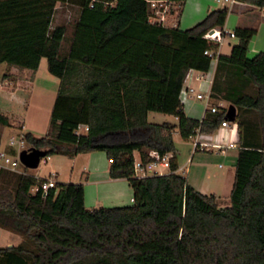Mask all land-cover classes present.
<instances>
[{
  "label": "trees",
  "instance_id": "16d2710c",
  "mask_svg": "<svg viewBox=\"0 0 264 264\" xmlns=\"http://www.w3.org/2000/svg\"><path fill=\"white\" fill-rule=\"evenodd\" d=\"M174 1L181 12L186 0ZM239 1L264 8V0ZM57 4L78 10L66 51L67 27L53 25ZM227 16L213 9L181 30L149 23L145 0L107 9L89 0H0V65L36 71L45 59L61 80L46 135H22L28 148L46 157L104 152L109 177L127 179L133 191L128 206L87 209L82 184L33 194L43 179L25 167L1 171L0 228L20 242L0 247V264H264V51L247 57L256 27L233 29L237 43L218 56L210 86L212 104L236 110L229 205L219 207L215 194L177 173L173 135H212L226 120L224 106L205 109L201 119L186 116L180 92L191 71L213 66L204 52L218 46L204 35L223 29ZM150 112L176 123H149ZM81 127L87 131L77 133ZM135 152L144 164L151 152L169 154L171 173L134 178Z\"/></svg>",
  "mask_w": 264,
  "mask_h": 264
},
{
  "label": "rangeland",
  "instance_id": "374dc122",
  "mask_svg": "<svg viewBox=\"0 0 264 264\" xmlns=\"http://www.w3.org/2000/svg\"><path fill=\"white\" fill-rule=\"evenodd\" d=\"M217 8L221 7L215 3V0H190L187 5L184 4L181 11L178 20L179 29L186 30L193 27L204 18L208 10L211 11ZM77 15L78 10L70 5L57 4L55 8L53 25H64L67 27L66 40L62 43V50L64 51L68 49V38L71 35L72 23ZM255 15L252 19L255 23L254 27L258 29V36L253 39L250 47H248V58H252L264 51V12L258 11ZM237 20L240 21L239 26H243L245 25L243 22L248 21V17H239L234 12L229 13L226 19L225 31L232 32L237 25ZM236 43L237 40L235 38L226 36L220 50L221 55H229L231 48ZM251 46H253V50L256 49V52H253ZM6 68V64L0 65V90H2L0 94L5 99L3 103H0L5 109L14 114L13 118L16 121L25 123L26 130L24 132H31L38 137L45 136L49 129L52 107L61 88V80L48 73L46 60L41 59L35 71L33 82L24 83L22 88L14 91L12 96H8L12 87H5L2 82ZM198 103L202 104L203 108L204 102ZM213 105H216L215 102H213ZM223 106L228 107V104L225 103ZM147 121L156 124L164 122L176 123L173 116L154 112L148 113ZM2 130L1 149H6L10 138H14L15 140L21 138L19 130H11L6 127H2ZM173 142L178 153V169H184L178 170L177 173L185 178L196 191L206 195L215 193L218 196L217 203L219 207L228 206L229 192L233 181V167L236 161L234 157H236L237 149L228 148L224 154L217 152L215 149L195 151L194 139L183 140L177 133L173 135ZM11 153L14 156L18 154L16 146L13 148V151L11 150ZM86 157L87 155L85 154L78 155L76 166L82 164ZM57 158L60 157L58 155L49 156L46 159V163L40 161L36 169L29 170L33 174H38L39 171H42L43 175H47L50 170L55 169L56 162L60 160ZM183 171L184 175L182 174ZM77 176L81 177L82 181L85 180L84 174L78 173ZM78 179L75 177L72 181H78ZM0 187L2 186L0 185ZM10 236L17 237L0 228V246H5L8 242H12V237Z\"/></svg>",
  "mask_w": 264,
  "mask_h": 264
},
{
  "label": "crops",
  "instance_id": "0c3cea01",
  "mask_svg": "<svg viewBox=\"0 0 264 264\" xmlns=\"http://www.w3.org/2000/svg\"><path fill=\"white\" fill-rule=\"evenodd\" d=\"M189 1L190 0H186L185 4L187 5ZM258 11L264 12V8L262 9L252 8L248 13L237 15L239 17H248V21L243 22V24H245L243 25V27H250V28L254 27L255 23L253 22L252 18L256 16L255 14ZM238 20H237L236 27L239 26V23H240V21ZM225 25H224V28H225ZM257 36H258V29H257V34L251 39L248 47H250L253 39H255ZM221 47H222V44L218 48L219 55H221L220 53ZM251 47L253 50L254 49L253 46ZM253 52H256V49L253 50ZM214 65L215 63H213V66L207 73L191 71L185 80L184 87L192 86L198 92H203V93L210 91L211 81H212L213 73H214ZM34 76H35V71L20 70L13 66L7 65L6 73L3 75L2 82L5 85V87H12L10 89L11 90L10 95L8 96H12L14 94V91H17L20 88H22L24 83L33 82ZM4 100L5 99L3 98L2 94H0V102L3 103ZM198 102H201V101H197L195 99H189L186 103L183 104V110L186 116L195 118V119H201L203 117L205 109H204V106L202 108V104ZM1 103H0V116L5 117L7 119L8 125L0 124V144H1V135L3 132L2 127L4 128L6 127L11 130H15V129L19 130L21 136L26 133H30L34 137L40 138L31 132H28V131L24 132V130H26L25 123L16 121V119L13 118L14 114L11 111L5 109ZM223 103L225 104V102H221L220 104L223 106L224 105ZM232 141L234 143L236 142V134L233 135ZM8 148L9 147L7 145L6 149H3V150H5L8 153H10L11 150L13 151V149L11 148L8 149ZM232 148L237 149L236 144H234V147ZM85 155H87L86 159L83 160L82 164L78 166H76L78 155L71 157V158L67 156L58 155V157L60 158H57V159H60V160L56 162L57 165H55V169L50 170L47 173V175H43L42 171H39L38 174H34V175L38 178L46 179L51 174H54V177L57 183L67 184V183L73 182L74 184H78V183L82 184L83 189H84V204L87 209L100 207V206L120 207V206L130 205L132 202L133 191L129 186L128 180L125 178L112 179L109 177L108 170H109L110 165H109V161L105 153L104 152H91V153H85ZM236 158H237V154H236V157H234V159L236 160ZM46 159L44 163H46ZM181 169L182 168L178 170L181 171ZM233 171H234V167H233ZM78 173H82L85 175L84 181H82L81 177L77 176ZM182 174L184 175L183 172ZM233 176H234V172H233ZM75 177L79 178L78 181H72L74 180ZM211 194H215V193H211ZM10 237H12V242H8L7 245L9 246L7 245L5 246L11 247L20 242V237L19 239H18V236L17 237L10 236ZM0 247H3V246H0Z\"/></svg>",
  "mask_w": 264,
  "mask_h": 264
},
{
  "label": "built area",
  "instance_id": "2783aa9c",
  "mask_svg": "<svg viewBox=\"0 0 264 264\" xmlns=\"http://www.w3.org/2000/svg\"><path fill=\"white\" fill-rule=\"evenodd\" d=\"M148 8V22L151 24H156L165 27L175 28L178 24V15L180 10V4L174 0H145ZM117 0H89V7L99 5L102 9H107L114 7ZM215 3L220 5L229 13H236L237 15H242L248 13L252 6L240 2L239 0H215ZM226 29H212L208 31L204 38L219 46L222 44L224 38H234L233 32H227ZM204 55L210 57L215 63L219 56L218 49L215 51L206 50ZM210 91L203 93L198 92L194 87L188 86L183 87L180 92V101L182 104L186 103L189 99H195L197 101L204 102V109L209 110L211 113H216L218 107L221 104L213 105L210 99ZM81 131H87V127L79 128L77 133ZM236 134V123L224 120L221 122L220 128L212 135H201L197 134L194 139V150H210L215 149L217 152L224 154L225 150L234 147V142L232 141L233 135ZM17 147L18 154L14 156L0 148V172L9 171L14 173H23V165L19 160V154L23 150H29L25 140L21 136L19 140L10 138L8 142V147L13 149ZM45 158L40 161L45 162ZM170 155L166 154L163 156L158 155L155 152L150 153V161L143 163L138 153L135 152L133 155V166H132V176L134 178H144L148 176H162L171 173L169 165ZM182 170H184L182 168ZM184 173V171H183ZM57 182L55 180L54 174H51L42 182H39L31 188V193L42 192L46 195L47 191L54 188Z\"/></svg>",
  "mask_w": 264,
  "mask_h": 264
},
{
  "label": "water",
  "instance_id": "95a60500",
  "mask_svg": "<svg viewBox=\"0 0 264 264\" xmlns=\"http://www.w3.org/2000/svg\"><path fill=\"white\" fill-rule=\"evenodd\" d=\"M236 110L234 106L230 105L226 112V120L229 122H235ZM47 156L46 152L38 149L23 150L19 154V160L21 164L30 170L36 169L39 166L40 160Z\"/></svg>",
  "mask_w": 264,
  "mask_h": 264
}]
</instances>
